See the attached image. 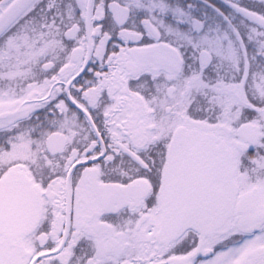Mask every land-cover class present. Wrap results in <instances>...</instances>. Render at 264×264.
I'll list each match as a JSON object with an SVG mask.
<instances>
[{"label":"snow or ice","instance_id":"6c2138e0","mask_svg":"<svg viewBox=\"0 0 264 264\" xmlns=\"http://www.w3.org/2000/svg\"><path fill=\"white\" fill-rule=\"evenodd\" d=\"M0 264H264V0H0Z\"/></svg>","mask_w":264,"mask_h":264}]
</instances>
